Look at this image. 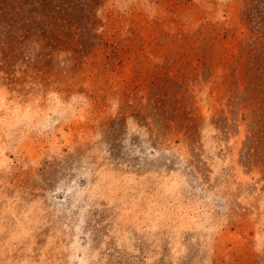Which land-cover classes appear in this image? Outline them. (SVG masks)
I'll return each instance as SVG.
<instances>
[{
	"label": "rangeland",
	"instance_id": "rangeland-1",
	"mask_svg": "<svg viewBox=\"0 0 264 264\" xmlns=\"http://www.w3.org/2000/svg\"><path fill=\"white\" fill-rule=\"evenodd\" d=\"M0 264H264V0H0Z\"/></svg>",
	"mask_w": 264,
	"mask_h": 264
},
{
	"label": "bare ground",
	"instance_id": "bare-ground-1",
	"mask_svg": "<svg viewBox=\"0 0 264 264\" xmlns=\"http://www.w3.org/2000/svg\"><path fill=\"white\" fill-rule=\"evenodd\" d=\"M9 118V117H8Z\"/></svg>",
	"mask_w": 264,
	"mask_h": 264
}]
</instances>
